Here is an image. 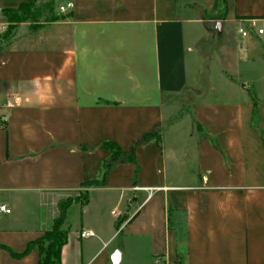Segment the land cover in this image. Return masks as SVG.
I'll return each instance as SVG.
<instances>
[{
	"label": "crops",
	"instance_id": "crops-1",
	"mask_svg": "<svg viewBox=\"0 0 264 264\" xmlns=\"http://www.w3.org/2000/svg\"><path fill=\"white\" fill-rule=\"evenodd\" d=\"M31 1L0 0V24ZM58 1L67 44L0 48V264H38V245L21 253L81 188L61 264H264V35L238 32L264 0H226L224 18L202 17L214 0ZM150 132L135 181L117 162L83 187L104 142Z\"/></svg>",
	"mask_w": 264,
	"mask_h": 264
},
{
	"label": "rangeland",
	"instance_id": "rangeland-1",
	"mask_svg": "<svg viewBox=\"0 0 264 264\" xmlns=\"http://www.w3.org/2000/svg\"><path fill=\"white\" fill-rule=\"evenodd\" d=\"M17 11L19 16H26L27 19L22 22L15 21L11 23L9 18H11L13 12H2L3 24H0V48L11 44L20 37H25L28 43L34 45L61 46L63 43L67 44L70 33V24L67 17L68 10L63 8L60 1L33 0L30 4ZM84 191L81 188L59 194V213L61 204L67 205L66 218L70 205L74 202L81 203ZM70 214L74 216V209L70 211ZM107 218L110 219V215L107 214ZM63 227L65 225L62 223L61 228Z\"/></svg>",
	"mask_w": 264,
	"mask_h": 264
},
{
	"label": "trees",
	"instance_id": "trees-1",
	"mask_svg": "<svg viewBox=\"0 0 264 264\" xmlns=\"http://www.w3.org/2000/svg\"><path fill=\"white\" fill-rule=\"evenodd\" d=\"M30 4L29 3H21L19 6L15 8H3L2 12H13V17L9 18V21L12 22H22L27 19L26 16H19L17 13L19 9H22L24 6ZM226 10V0H214V7L212 12H202V17L204 18H224ZM157 132H150L144 134L141 138L136 140L131 148L127 151L121 150L116 144L112 142H104L102 144L103 147L109 149L111 154L109 158L104 161L103 168V178L100 181H87L83 183V186L90 185H104L107 181V176L112 168V166L117 162H128L133 163L135 165V177L138 172V165L135 159V149L141 144L143 141L148 139L149 137L155 135ZM157 141H159V137H157ZM159 143V142H158ZM88 199L87 190L84 191L83 197L81 198V203H85ZM67 210V205L60 206L59 215L53 220V224L50 228L44 230V234L37 238L36 240L28 242L26 248L21 254L27 253L34 245H38L39 248V261L38 264H61V248L67 241V229L61 228V224L65 219ZM117 227H119V223H117ZM120 232V231H119ZM177 264V263H175Z\"/></svg>",
	"mask_w": 264,
	"mask_h": 264
},
{
	"label": "built area",
	"instance_id": "built-area-1",
	"mask_svg": "<svg viewBox=\"0 0 264 264\" xmlns=\"http://www.w3.org/2000/svg\"><path fill=\"white\" fill-rule=\"evenodd\" d=\"M251 23L249 25V27H245V26H240L238 27V32L240 33L241 36L245 37L249 35V28L253 29L255 31L256 34L258 35H264V17H259V18H253L249 20ZM262 22V25H259L258 23ZM10 105L12 104V102H8ZM10 211L9 208H7L4 204H0V212H6L8 213ZM113 213L116 214V210H112ZM93 231L91 230H82L80 232L81 237H85V236H90L93 235Z\"/></svg>",
	"mask_w": 264,
	"mask_h": 264
},
{
	"label": "water",
	"instance_id": "water-1",
	"mask_svg": "<svg viewBox=\"0 0 264 264\" xmlns=\"http://www.w3.org/2000/svg\"><path fill=\"white\" fill-rule=\"evenodd\" d=\"M118 255V253L116 254V256ZM114 264H117V259H114Z\"/></svg>",
	"mask_w": 264,
	"mask_h": 264
}]
</instances>
